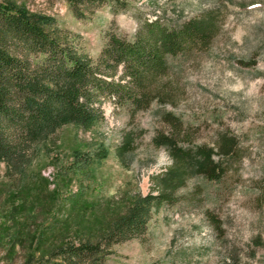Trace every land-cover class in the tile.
Listing matches in <instances>:
<instances>
[{"label": "rangeland", "instance_id": "rangeland-1", "mask_svg": "<svg viewBox=\"0 0 264 264\" xmlns=\"http://www.w3.org/2000/svg\"><path fill=\"white\" fill-rule=\"evenodd\" d=\"M16 1L54 15L92 57L108 31L131 38L143 18L172 25L212 9L218 29L204 48L168 57L172 102L130 116L105 101L98 123L63 124L24 175L0 163V264L95 238L110 212L149 192L145 231L100 264H264V0H108L82 18L66 0ZM162 133L178 153L156 143ZM206 149L212 177L196 166Z\"/></svg>", "mask_w": 264, "mask_h": 264}, {"label": "trees", "instance_id": "trees-1", "mask_svg": "<svg viewBox=\"0 0 264 264\" xmlns=\"http://www.w3.org/2000/svg\"><path fill=\"white\" fill-rule=\"evenodd\" d=\"M66 1L82 18L85 10L108 0ZM217 29L212 9L172 25L159 17L143 18L131 38L108 31L92 57L77 42L79 34L61 27L54 15L32 10L21 1L0 0V163L5 171L24 175L55 145L63 124L90 128L98 123L105 101L125 106L130 116L154 98L172 102L171 81L166 79L168 57L204 48ZM154 138L178 153L170 134ZM129 142L127 138L125 144ZM200 156L197 168L212 177L211 149ZM157 198L151 192L137 193L120 210L110 212L95 238L89 233L61 238L47 253L28 252L19 264H100L114 243L145 231Z\"/></svg>", "mask_w": 264, "mask_h": 264}]
</instances>
